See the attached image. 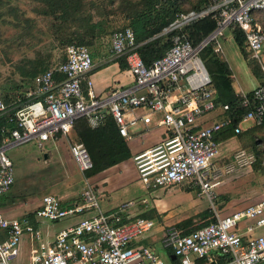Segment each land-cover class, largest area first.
Here are the masks:
<instances>
[{"label":"built area","instance_id":"obj_1","mask_svg":"<svg viewBox=\"0 0 264 264\" xmlns=\"http://www.w3.org/2000/svg\"><path fill=\"white\" fill-rule=\"evenodd\" d=\"M255 12H264V0H209L198 12L178 14L164 30L175 32L170 48L149 66L137 51L132 30L114 31L109 37L110 51L125 62L133 84L111 88L104 96L93 88L90 74L94 62L89 49L67 46L62 61L35 75L23 97H16L12 103L0 97V118L6 119L0 127V197L6 196L15 182L8 150L33 143L44 151L47 144L70 136L77 120L85 119L91 129H97L107 115L119 136L130 140L129 128L138 120L132 113L144 108L160 116L165 136L155 147L133 155L141 184L151 191L177 185L198 189L215 212L214 222L187 232L167 226L161 247L171 252L177 264L263 263L264 236L258 231L264 228V201L220 215L210 192L220 152L216 136L230 127L231 121L229 105L217 102L211 77L200 58L209 44L219 55L220 38L234 26L244 36L247 60L261 66L264 31L254 19ZM203 18L212 19L215 29L194 46L182 30ZM241 96L240 104L247 110L234 127L236 135L244 124L263 123L264 84ZM218 110L223 115L220 121L202 124L203 118ZM69 154L81 174L93 169L82 144L71 143ZM236 164L251 165L252 160L239 151ZM75 218L76 223L48 239L28 219L0 214V264H13L25 236L31 242L30 264H167L155 247L133 246L155 228V221L131 216L123 206L102 211L98 193L91 187L83 189L79 201L66 206L55 196L45 195L35 212V219L49 223Z\"/></svg>","mask_w":264,"mask_h":264},{"label":"crops","instance_id":"obj_2","mask_svg":"<svg viewBox=\"0 0 264 264\" xmlns=\"http://www.w3.org/2000/svg\"><path fill=\"white\" fill-rule=\"evenodd\" d=\"M220 49L221 53L218 56H220V59L227 64L231 72L233 80L232 87L236 95L241 96L243 94H249L254 88L260 85V81L255 78L251 71V67L252 65H255V63H250L243 57L240 47L233 38L231 29L227 30L223 35V38L220 42ZM243 49L246 51L245 46ZM262 54L261 66L259 64L256 65L259 66L262 74L264 75V51ZM99 55L100 54L96 53L95 56L92 57L94 66L90 74L96 94L104 96V94L111 88H127L133 84L131 75L129 74L126 64L123 60L114 58L110 50L106 54ZM226 55H228V59L226 58ZM83 87L86 88L85 84ZM3 100L7 103L13 102V99L12 101H9L6 97H4ZM132 114L134 117L138 118L137 124L129 128L128 133L130 140H125L130 150L131 158L91 177H86L79 171L78 173H80V177L84 178L86 182L85 186L91 188L93 186L96 187L95 192L98 193L100 208L102 211H114L123 206L127 207V213L131 216H141L154 220L155 223H157L156 228H154L143 238L135 241L133 246L155 247L167 264H175L176 260L173 259L171 252L163 249L160 245L161 238L164 234V229L171 225L167 224L169 222L168 211L174 209L175 211L179 212L190 211L197 213L196 211H198V208L203 202L201 201L197 192L194 194V196L192 191H182L184 190L180 189L182 185L172 186L170 188H166L165 190L159 189V192L164 191L163 196L153 193L157 190L152 191L151 193L149 190L144 188L138 179L132 157L134 154L147 151L158 145L164 139L165 129L159 125L160 116L158 114L151 113L144 108H138ZM222 117L223 115L218 110L207 115L201 122L202 124H211L213 122L220 121ZM151 119L152 122H150ZM136 127H139V129L135 132H132L131 130ZM254 127L255 126L247 124L245 127H242V132L239 134L252 130ZM220 133H222V131ZM220 133L216 136L219 138V140L221 137ZM239 134H234L228 139H221V141H218L220 152L219 157L214 164L213 170L215 173L211 180V183L214 186L210 191L214 198L213 201L215 204L218 202L219 198L224 197L222 195H225L226 198H222V200L225 202L224 209L230 210L235 208V211L243 209L246 206L259 201H264V178L263 180L258 181L260 186H258L255 190V193L258 195L254 201L252 203H245L242 206L237 205L239 200H234L233 196L230 198L231 192L229 193L228 191L227 194H224L225 192L222 190L224 183L229 178V176H231L228 175L227 172L230 173L233 171L232 168L237 167L236 155L243 149L242 141L238 137ZM63 140L64 139H60L55 144H47L44 151L38 150L39 155H42L44 160L49 162L54 154H57L58 148L61 144L60 142ZM229 163L232 165H229ZM132 176H137L139 183L137 184L138 187L134 189L132 184ZM66 184H68V189L63 190V192L58 194V198L62 200V204L65 206L78 201L76 199L74 200V195H76L79 190L75 189L73 191V189L70 188L71 184ZM118 184L120 187L116 188ZM195 191L199 190L196 189ZM9 193L4 197V199H1L0 201V214L10 219H28L29 223L37 229L42 230V232L47 235L48 239H52L57 234V232L73 225L78 221L77 218L63 220L68 222L66 225L60 226L59 224L53 225L44 220H37L35 219V212L40 206L41 198L45 195L40 194L37 199H28V201L22 202L19 198L11 199L8 197ZM219 195H221V197ZM246 199H248V196L241 201L244 202ZM169 200H175L178 206H170L168 203ZM150 212H156L157 215H159L158 218L161 220L158 222L156 219L151 217L149 215ZM229 212L228 214L231 213ZM181 221L182 220L179 222ZM258 233L264 236V228L259 230ZM29 238L30 237L28 236L24 237L20 247V254L14 260L13 264H30L29 252L31 242ZM261 264H264V262Z\"/></svg>","mask_w":264,"mask_h":264},{"label":"rangeland","instance_id":"obj_3","mask_svg":"<svg viewBox=\"0 0 264 264\" xmlns=\"http://www.w3.org/2000/svg\"><path fill=\"white\" fill-rule=\"evenodd\" d=\"M137 1L113 0L111 5L110 0H93L95 5L107 7L106 12L111 13L105 19L109 32L123 28L126 24L123 19L124 2ZM198 2L199 0H184L181 8L184 13L194 11L193 9ZM41 8L40 4L32 0H0V97L2 99L6 97L9 101H12L16 97H23L30 90L32 79L37 73L56 66L64 57L70 32L56 33L52 26V18L39 13ZM92 12L97 13L96 9L92 10ZM110 35L107 34L98 40H93L90 45H85V47L91 53L95 51L100 55L106 54L110 50ZM222 38L223 36L219 42H221ZM73 44L77 43L74 42ZM262 55H260L261 59ZM217 57L220 58L218 55ZM226 58L228 59V55H226ZM150 122H152V119ZM246 125L244 124L242 127ZM138 129L139 127H136L131 131L135 132ZM74 142L79 143L75 130L70 136L60 142L57 154H54L49 162L45 161L42 155H39V151L33 143L8 150L7 155L13 162L15 171V182L10 190L12 193H9L8 197L11 199L19 198L22 202L28 201V199H37L40 194L52 195L58 198V194L68 189V184L66 183H70V188L73 191L79 189L77 194L75 193L76 195H74V200L79 201L83 189L88 186H85L84 178L80 177L81 175L69 155V145ZM261 147L264 148V144H261ZM229 165L232 164L229 163ZM236 166V168H232V172H227L231 176L224 183L222 190H224V194H227L228 191L229 193L231 192L230 198L233 196L234 200H239L237 205L242 206L245 203H252L258 195L255 190L260 186L258 181L264 178V155L262 159H257L254 164ZM132 178L134 189L138 187L137 184L139 183L137 176H132ZM93 187L95 190L96 187ZM117 187H120V185L118 184ZM184 187L187 186L182 185L180 189H184L182 191H192L193 195L197 192L203 203L196 211L197 213L190 211L179 212L174 209L168 211L169 222L167 224L176 226L180 223V220L191 219L192 222L189 226L195 228L214 218L215 212L208 199L200 195L199 191H195L196 189ZM157 191L153 193L163 196L164 191ZM149 192L152 193L151 190ZM219 196L221 197V195ZM222 196H224L222 198H226L225 195ZM247 196L248 199L246 201H241ZM4 197H0V201ZM222 198H219L215 204L218 206L216 211L220 215L228 214L229 211L232 213L236 210L235 208L224 209L225 202ZM60 201L62 202V200ZM168 203L172 207L178 206L175 200H169ZM205 211H208L211 216L207 219H202L199 215ZM149 215L158 222L161 220L156 212H150ZM67 222L60 221L51 224L63 226ZM156 226L157 223L155 228Z\"/></svg>","mask_w":264,"mask_h":264},{"label":"trees","instance_id":"obj_4","mask_svg":"<svg viewBox=\"0 0 264 264\" xmlns=\"http://www.w3.org/2000/svg\"><path fill=\"white\" fill-rule=\"evenodd\" d=\"M32 1L41 5L42 8L39 11L41 15L52 18V26L56 33L70 32L67 46L90 45L93 40H98L102 36L114 32H109V28L106 26L107 21L105 22V19L111 15V13L106 12L108 8L95 5L93 0ZM183 1L138 0L137 2H124L123 19L126 24L123 28L132 30L135 42L138 45L137 51L147 66L161 58L170 48L171 38L175 32L164 33V30L169 28L178 14L184 13L181 8ZM110 2L112 5L113 0H110ZM208 3L209 0H199L193 10L198 12ZM94 9L98 14L92 12ZM253 16L264 31V12H255ZM214 29L215 22L210 18H203L185 26L182 31L188 40L196 46L206 39ZM230 29L243 57L247 59L248 54L243 49L245 39L242 32L234 26ZM74 42L77 44H73ZM95 54L94 51L91 56L93 57ZM200 58L211 77L212 86L217 95V102L227 104L230 108L231 126L220 133V140L216 137L218 142L234 135V127L247 109H244L240 104L242 96L234 93L231 72L227 64L215 54L214 45L209 44L205 47L200 53ZM254 63L255 65H252L251 71L262 85L264 84V75L259 66L256 65L257 63ZM5 123L6 119L0 118V127ZM73 130L76 131L79 143L86 148L93 162V169L85 174L86 177L96 175L131 158L130 150L125 140L119 136L111 116L107 115L104 124L97 129H91L85 119H79L76 121ZM238 137L242 141L243 149L241 151L251 158L252 164L256 163L257 159H262L264 155V148L261 147V144H264V119L260 126H255L252 130L239 134ZM1 141L2 136L0 134ZM209 216L211 215L208 211L199 215L202 219H207ZM214 221L215 218H211L209 222L194 228L189 226L192 220L188 219L180 222L176 227L182 232H187L190 228L196 229Z\"/></svg>","mask_w":264,"mask_h":264},{"label":"water","instance_id":"obj_5","mask_svg":"<svg viewBox=\"0 0 264 264\" xmlns=\"http://www.w3.org/2000/svg\"><path fill=\"white\" fill-rule=\"evenodd\" d=\"M104 112V111H103ZM173 257V259H175V257L174 256H172Z\"/></svg>","mask_w":264,"mask_h":264}]
</instances>
